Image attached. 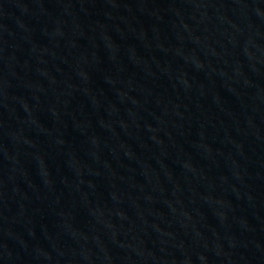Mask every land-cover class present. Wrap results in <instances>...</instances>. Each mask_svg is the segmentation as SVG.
Listing matches in <instances>:
<instances>
[{
	"label": "water",
	"instance_id": "obj_1",
	"mask_svg": "<svg viewBox=\"0 0 264 264\" xmlns=\"http://www.w3.org/2000/svg\"><path fill=\"white\" fill-rule=\"evenodd\" d=\"M0 264H264V0H0Z\"/></svg>",
	"mask_w": 264,
	"mask_h": 264
}]
</instances>
